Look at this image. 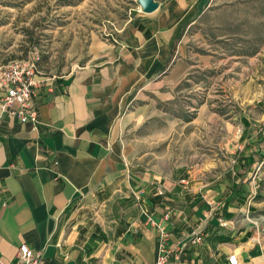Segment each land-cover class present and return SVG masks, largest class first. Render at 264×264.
<instances>
[{
	"label": "crops",
	"instance_id": "crops-1",
	"mask_svg": "<svg viewBox=\"0 0 264 264\" xmlns=\"http://www.w3.org/2000/svg\"><path fill=\"white\" fill-rule=\"evenodd\" d=\"M154 3L120 42L92 45L83 66L37 74L36 126L1 118V264H14L21 245L40 252L41 264H154L158 225L168 248L201 238L186 244L178 264H227L233 255L237 264H264V216H254L262 207L255 180L264 149L237 152L221 173L226 160L205 157L176 178L152 173L127 152L122 130L130 108L173 101L193 73L215 68L185 41L193 21L177 19L181 7ZM8 57L0 51V70ZM208 84L211 92L213 79ZM195 108L187 126L218 113L206 103Z\"/></svg>",
	"mask_w": 264,
	"mask_h": 264
},
{
	"label": "rangeland",
	"instance_id": "rangeland-1",
	"mask_svg": "<svg viewBox=\"0 0 264 264\" xmlns=\"http://www.w3.org/2000/svg\"><path fill=\"white\" fill-rule=\"evenodd\" d=\"M138 1L0 0V51L8 54L7 62L37 53L39 73L67 74L89 61L91 47L120 42L143 12ZM156 1L181 7L177 19L193 21L185 41L199 55L211 56L215 68L193 73L173 101H159L144 112L130 108L122 130L127 152L162 177L170 172L168 177H181L182 166L195 167L205 157L226 160L218 163V173L225 172L237 152L264 149V0ZM202 103L223 113L210 111L200 124L187 126ZM255 181L262 207L254 216H264V166ZM102 218L105 222V211Z\"/></svg>",
	"mask_w": 264,
	"mask_h": 264
},
{
	"label": "built area",
	"instance_id": "built-area-1",
	"mask_svg": "<svg viewBox=\"0 0 264 264\" xmlns=\"http://www.w3.org/2000/svg\"><path fill=\"white\" fill-rule=\"evenodd\" d=\"M39 56L31 53L25 59L7 62L0 70V88L4 96L0 99V121L3 116L15 117L21 123L38 124L37 112L33 102L38 72ZM185 181L182 182L184 184ZM167 217V216H166ZM157 258L154 264H169L171 258L175 264L181 259L186 244L195 245L201 238L192 234L186 241L172 248L167 247L168 234L164 227L157 226ZM40 252L32 251L27 245L18 248L14 264H41ZM1 264V262H0ZM227 264H237L235 256L228 257Z\"/></svg>",
	"mask_w": 264,
	"mask_h": 264
},
{
	"label": "water",
	"instance_id": "water-1",
	"mask_svg": "<svg viewBox=\"0 0 264 264\" xmlns=\"http://www.w3.org/2000/svg\"><path fill=\"white\" fill-rule=\"evenodd\" d=\"M138 3L145 13L152 12L153 10L156 9V5H157L154 3V0H139Z\"/></svg>",
	"mask_w": 264,
	"mask_h": 264
},
{
	"label": "trees",
	"instance_id": "trees-1",
	"mask_svg": "<svg viewBox=\"0 0 264 264\" xmlns=\"http://www.w3.org/2000/svg\"><path fill=\"white\" fill-rule=\"evenodd\" d=\"M220 112V114H222L223 112L222 111H219Z\"/></svg>",
	"mask_w": 264,
	"mask_h": 264
}]
</instances>
